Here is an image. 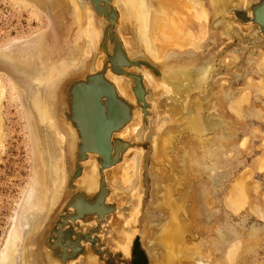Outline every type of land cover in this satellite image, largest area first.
Masks as SVG:
<instances>
[{
	"label": "rangeland",
	"instance_id": "1",
	"mask_svg": "<svg viewBox=\"0 0 264 264\" xmlns=\"http://www.w3.org/2000/svg\"><path fill=\"white\" fill-rule=\"evenodd\" d=\"M27 1L0 0V264H64L57 235L51 231L57 229L69 197L83 192L80 189L86 176L73 182L76 191L68 188L78 139L63 109H68L69 85L88 73L100 36L94 47L79 40L75 19L69 14L70 0L64 1L66 9L59 0L60 11L68 16L57 15L51 8L50 12L46 7L50 0H43V10L36 2ZM113 1L120 15L115 29L128 56L143 55L161 69L163 77L147 68L133 69L140 71L143 86L150 91V96L144 97L147 125L137 108L133 126L128 127L132 133L122 139L145 146H135L122 163L104 172L108 188L105 203L116 210L99 228L94 217L77 222L74 231L78 234L98 228L91 235L98 238L100 246L80 240L82 252L66 264H131L135 242L151 264L152 254L160 258L163 252L157 245L155 225L168 219L167 206L176 202L180 219L185 218L204 237L207 233L212 236L215 264H264V50L239 44L224 35L222 28L212 29L214 13L208 0H191L207 10L208 19L200 22L182 8L180 2L186 0H129L135 7L141 6L138 10L142 9L146 18L145 31H140L135 18L125 19L120 0ZM75 2L83 15V8H91L89 0ZM92 12L95 19L105 20ZM162 13L166 18L177 15L183 35L165 34V41L153 44L158 27L155 17ZM98 20L97 26H101ZM80 25L84 28L86 22L82 20ZM251 26L233 24L244 36ZM34 38L43 40L37 50L28 45L34 61L24 60L28 54L21 51L14 52V58L8 56L11 47L15 50L13 43L31 44ZM5 57L16 60L8 62ZM101 58L97 57V69ZM209 67L212 72L203 91L189 93L181 104L174 86L186 87L191 74L196 79ZM53 69L55 75L49 77ZM59 69L62 74H57ZM33 75L42 77L41 83ZM44 79L48 81L45 86ZM124 80L129 96L117 89L118 93L133 102L129 80ZM188 109L191 117L219 126L201 136L173 134L185 125L183 113ZM139 130L143 131L138 136ZM83 165L91 166L90 162ZM99 176L96 171V180ZM96 183L83 189L86 199L94 196ZM181 204L188 215L181 211ZM192 212L197 214L195 219L190 217ZM66 230L68 227L63 228ZM227 231L228 242L223 248ZM127 234H133V239L125 255L119 247ZM69 240L76 236L70 235ZM204 249L203 245L200 251Z\"/></svg>",
	"mask_w": 264,
	"mask_h": 264
},
{
	"label": "water",
	"instance_id": "2",
	"mask_svg": "<svg viewBox=\"0 0 264 264\" xmlns=\"http://www.w3.org/2000/svg\"><path fill=\"white\" fill-rule=\"evenodd\" d=\"M110 1L89 0L96 16L102 15L106 21L103 23L100 21V38L96 52L90 61L88 73L82 79L75 80L69 85L66 92L68 109H63L64 117L78 139L74 168L68 188L76 191L73 182L80 178L82 174L81 163L86 161L89 155H95L98 174L100 175L98 190L94 196L91 199H86L84 192L72 194L64 205V213L59 216L56 222L57 229L51 231V235H57L55 241L62 251L59 258L64 264L69 260H74L77 254L82 252L80 240L100 246L98 238L92 237L91 234L95 233L100 225L107 220L106 218L116 210L113 204L105 203L108 188L103 176L104 172L121 162L124 153L129 148L137 146L131 141L118 139L116 134L134 119L135 111L138 109L143 114V124L146 123L148 105L144 97L145 95L150 96V91L143 86L140 71L147 68L155 76L163 77L161 69L153 65L143 55L127 57L118 34L116 30L114 31L117 14L111 7L109 9ZM208 2L214 13L210 22L212 29L222 28L224 35L235 39L239 44L264 50V38L262 37L264 35V0H208ZM234 23L252 25L250 33L244 36L233 27ZM237 46L240 47V45ZM98 56H102L101 67L96 70L94 69V61L97 60ZM134 68L140 71L134 72ZM108 71L118 76H124L129 80L133 102L123 100L118 96L114 86L106 79ZM211 72L210 67L206 68L204 74L199 77L196 76V79L191 74L186 80L188 83L186 87L180 88L178 84L174 86L176 93L180 94L181 104L184 103L189 93L203 91L210 79ZM187 111V113H183L187 120L185 125L177 128L175 133L185 132L201 136L211 133L213 128L219 126L212 121H200L198 118L191 117L189 109ZM201 123H205V126L209 123L207 125L209 127L203 128ZM140 134L139 130L138 136ZM142 147L144 146L142 145ZM83 199L85 201H82ZM97 204L100 205V208L96 207ZM68 209H72V211H68ZM92 217L96 218L98 228L91 229L88 234L84 235L74 231V227L78 228L77 222H86ZM65 227H68V230L63 231ZM55 231L58 232L54 233ZM72 234L76 236V240H69ZM62 239L64 242L61 241ZM52 248L54 249V246ZM67 249L70 251L68 252Z\"/></svg>",
	"mask_w": 264,
	"mask_h": 264
},
{
	"label": "bare ground",
	"instance_id": "3",
	"mask_svg": "<svg viewBox=\"0 0 264 264\" xmlns=\"http://www.w3.org/2000/svg\"><path fill=\"white\" fill-rule=\"evenodd\" d=\"M33 1V2H32ZM63 2L64 1H68V0H62ZM61 1V2H62ZM137 1V0H136ZM27 2H29V3H33L34 4V2H36L35 3V5H37L41 10H43L44 9V1L43 0H29V1H27ZM45 2H47V0L45 1ZM114 1L113 0H111L110 1V6H109V9H110V7L112 8V9H114V11H115V13L117 14V22H116V24L114 25V31L116 30L115 28H116V25H117V23H118V21H119V14H118V12H117V10L115 9L116 8V5H114V3H113ZM119 2H121L120 4H122V8H121V10H122V13H123V16L125 17V19H131V17H133V18H135L137 21V23L139 24V27H140V31H145V30H147V29H145L146 27V18L144 17V14H143V11H142V9L140 10H138V8H141V6L140 7H135L134 5H132L131 4V1H129V0H120ZM119 2H118V4H119ZM133 2H135V0H133ZM132 2V3H133ZM65 3V2H64ZM70 3H71V6L70 7H72V10L70 9V16H72V17H74V19L75 20H73V22L75 23L76 22V24L74 25L75 26V28H76V36L79 38V40H83L84 42H86V44H87V47L88 46H90L91 44H92V47H94L93 46V43L94 42H96L97 41V39L99 38V36H100V33H101V26L99 25L100 23V21L98 20V19H95V15H94V13L92 12V10H91V8H89V7H86V8H83L84 10V15H83V13H82V11H81V9H80V7L77 5V3L75 2V0H70ZM69 3V4H70ZM181 3V6H182V8L185 10V11H187L188 13H190L192 16H194L195 18H197V20H199V22L201 21V20H207L208 19V17H207V10H206V8H205V6L204 5H201V4H195V3H193L191 0H186L184 3H182V2H180ZM48 4V3H47ZM46 4V7L48 8L49 7V10H50V8L52 9V10H54L55 12H56V14L57 15H65V14H63V11H60L62 8H61V6H60V1L59 0H50V2H49V6ZM63 4V3H62ZM134 4V3H133ZM135 4H137V3H135ZM138 5H140V3L138 4ZM85 6V5H84ZM114 6H115V8H114ZM137 6V5H136ZM64 7H65V9H66V7H68V4L66 5V3L64 4ZM181 8V9H182ZM118 9V8H117ZM135 9L138 11V13L137 12H135ZM47 10V9H46ZM162 11V10H161ZM50 12H52L51 10H50ZM163 12V11H162ZM53 13V12H52ZM134 13V14H133ZM161 13V12H160ZM187 14V13H186ZM48 16V15H47ZM49 16H51L50 15V13H49ZM65 16H68V14L67 15H65ZM175 16V17H174ZM99 17H103L102 15L101 16H99ZM181 17V16H180ZM49 18V17H48ZM69 18V17H68ZM156 18V21H157V24H158V27H157V35L156 36H153L152 37V42H153V44H155V43H160V41L161 40H163L164 39V41H165V39H167V36H166V38H165V34H170V33H173V34H175V35H177V34H180V32H182V26H181V24L179 23V21H178V18H177V15H175V14H173V15H171V17H169V18H166V16H165V13H162V14H157V16L155 17ZM50 20L52 19L51 17L49 18ZM70 19V18H69ZM104 19V18H103ZM49 20V21H50ZM82 20L83 21H85L86 22V26L83 28V26L81 27V25H80V22H82ZM97 20L99 21L98 23V25L99 26H97ZM129 21H131V20H129ZM72 22V21H71ZM72 22V23H73ZM103 22H105V20L103 21ZM102 22V23H103ZM73 23V24H74ZM136 23V24H137ZM50 24V23H49ZM54 23H53V21H52V25H53ZM70 24V23H69ZM52 25H51V27H52ZM248 25V24H247ZM72 27V26H71ZM71 27H67V29L68 28H70L71 29ZM100 27V28H99ZM120 27V26H119ZM202 27V26H201ZM53 28H54V26H53ZM52 28V29H53ZM79 28V30H77ZM127 28V27H126ZM51 29V32L50 33H52V31H54V30H52ZM128 29V28H127ZM139 30V29H138ZM56 31V30H55ZM129 31V30H128ZM66 32V31H65ZM117 32V31H116ZM125 32V31H124ZM139 32V31H138ZM45 33V32H44ZM43 33V34H44ZM54 33V32H53ZM147 32H145V34H146ZM190 33V32H189ZM242 33V32H241ZM42 34V35H43ZM118 34V33H117ZM139 34V33H138ZM137 34V35H138ZM155 34V33H154ZM41 35V36H42ZM48 35H49V33H48ZM82 35V36H81ZM181 35V34H180ZM182 35H183V32H182ZM45 36V35H44ZM81 36V37H80ZM139 36V38H140V35H138ZM190 36V35H189ZM192 36V35H191ZM38 37H39V35H38ZM46 37H47V33H46ZM43 38H45V37H42V39ZM48 38V37H47ZM118 38H119V36H118ZM176 38H178V36H176ZM35 39V38H34ZM144 39H145V37H144ZM161 39V40H160ZM169 39H170V37H169ZM190 39H191V37H190ZM119 40H120V42H121V44H122V47H123V49H124V51H125V48H124V46H123V43H122V41H121V39L119 38ZM141 40H142V38H141ZM146 40H147V37H146ZM25 41H27V40H25ZM56 41V40H55ZM41 42H43V40H41V38H38L37 40L35 39L34 41H33V43L31 42V44H24V42L22 43L21 41H20V43H22V44H20V43H18V41H17V45L15 46V44L16 43H13L12 45L15 47V50L14 51H11L12 49H14L13 47H11V46H9V47H11V49H9V48H6V51H8V49L10 50V51H8V56H10V55H12V56H10V57H13L14 58V52H22L23 54H28V56L26 55V56H24V60H28V61H34L35 59V55L32 53V52H28L27 50H29V48H28V45H30V46H32V45H34L32 48L33 49H36V47L39 45V46H41L40 45V43ZM45 42V41H44ZM47 42V41H46ZM145 42L146 41H144V45H145ZM162 42V41H161ZM26 43H28V41L26 42ZM44 44V43H43ZM85 44V43H84ZM165 44V43H164ZM60 45V44H59ZM65 45H67V44H65ZM161 45V44H160ZM181 45V44H180ZM188 45V44H187ZM38 46V47H39ZM43 46V45H42ZM96 46V45H95ZM178 47H179V45H178ZM27 48V49H26ZM45 48V47H44ZM31 49V48H30ZM33 49H31V51L33 50ZM40 49V48H39ZM147 49H148V47H147ZM182 49V48H181ZM37 50V49H36ZM35 50V51H36ZM26 51L28 52V53H26ZM151 51V50H150ZM20 52V53H21ZM34 52V51H33ZM29 53H31V55L33 54V56L31 57L30 55H29ZM37 54H38V52H37ZM125 54L127 55V57L129 58V56H128V54H127V52L125 51ZM17 56V55H16ZM5 59H7V61L9 62H12V63H14V61L16 60V58H15V60H13L12 58H9V57H5ZM23 60V59H22ZM16 63V62H15ZM67 63V62H66ZM62 65V64H61ZM97 60H95L94 61V69H96L97 70ZM58 70V69H57ZM143 70V69H142ZM203 69H201V70H198V72H200V71H202ZM56 70L55 69H53V73H51L50 75H49V77H54L52 74H54L55 75V72ZM62 72H63V69L61 70V69H59V71L57 72V74L58 73H61L62 74ZM197 72V73H198ZM110 72L108 71L107 73H106V79L114 86V88H115V90H116V92H117V94H118V96L120 97V98H122L120 95H119V93H118V90L121 92V94H123V95H125V96H129V92H128V89L126 88V82H125V80H124V76H123V78H121V77H118V76H115V75H109L108 76V74H109ZM142 75V74H141ZM195 74H193L192 76H194ZM200 75H201V73H200ZM34 76V79L35 80H37L38 79V81L40 82V80H41V78L42 77H40L39 75L38 76H36V75H33ZM57 76V75H56ZM55 76V77H56ZM59 76V75H58ZM146 77H148V72L146 73ZM142 78H143V75H142ZM53 79H55V78H53ZM52 79V80H53ZM127 79V78H126ZM195 79V78H194ZM45 80H46V82H48L47 81V79H44L43 80V84L45 83ZM150 81V80H149ZM196 81V80H195ZM51 82H53V81H51ZM51 82H49L48 84H52ZM41 83V82H40ZM130 83V82H129ZM11 84V83H10ZM45 84H47V83H45ZM45 84H44V86H45ZM116 86H115V85ZM205 84V83H204ZM53 85H55V84H53ZM53 85H52V87H53ZM0 86H1V84H0ZM13 86V85H12ZM47 86V85H46ZM45 88V87H44ZM47 88V87H46ZM13 89H14V86H13ZM53 89V88H52ZM118 89V90H117ZM2 95H3V87L1 88L0 87V100H1V98H2ZM123 99V98H122ZM123 100H125V99H123ZM127 101V100H126ZM42 110V109H41ZM135 113H136V111H135ZM135 117V116H134ZM134 120V119H133ZM133 120L130 122V123H128L120 132H118L117 134H116V136H117V138L118 139H122V137H125V136H129L131 133H132V131L130 130L131 128V126H133L132 125V122H133ZM0 121H1V119H0ZM1 124V123H0ZM202 124V126H203V128H205V127H209V126H207L209 123H207V125L205 126L204 125V123H201ZM147 125V122L144 124V126H146ZM1 127V126H0ZM130 129H129V128ZM202 128V127H201ZM133 129V128H132ZM214 130V128L211 130V131H213ZM131 131V132H130ZM143 130H140V133L142 132ZM173 134H175V130H174V132H173ZM130 137V136H129ZM123 140V139H122ZM143 144H140L139 146L141 147ZM139 146H137V147H139ZM143 146H145V144L143 145ZM132 149H134V148H129L125 153H124V155H123V157H122V160H121V162H119L117 165H119L120 163H122L123 161H124V159H125V156L127 155V153L130 151V150H132ZM162 152H163V150H161L160 149V153H159V155L161 156V154H162ZM138 154V153H137ZM140 155V154H139ZM89 163L90 162V167H86V166H84L83 164H85V163ZM137 162V161H136ZM136 162H135V164H136ZM55 165V164H54ZM117 165H115V166H117ZM53 166V165H52ZM114 166V167H115ZM81 167H82V174H81V176H80V178L82 177V178H85L84 176H86V180H84L85 182H84V184L82 185V189H80L81 191H83L84 193H86L83 189H85V188H90L91 186H93L94 185V183H96L98 180H96V171H97V174H98V166H97V163H96V161H95V155H89V157H88V159L86 160V161H84V162H82L81 163ZM56 168V167H55ZM113 168V167H112ZM134 172V171H133ZM134 174V173H133ZM129 176V175H128ZM40 178V177H39ZM88 184H90V185H88ZM96 185H97V183H96ZM97 190H98V185H97ZM88 191V190H87ZM87 194V193H86ZM82 201H85L84 199L82 200ZM174 203V202H173ZM176 204V205H175ZM178 203L176 202V203H174V204H169L167 207L169 208V210L170 211H168V214H169V217H168V219L167 220H163V221H161V223H159V224H156L155 226H158V227H156V229H155V233H159L158 234V236H157V245H159L160 246V248L162 249V256L159 258L156 254H152V258H151V264H215V248H214V242H213V239H212V236L211 235H208L207 236V234L205 235V237L203 236V235H201V233L200 232H196L197 231V229H195V228H193L191 225H190V222H188V221H186L185 220V218H183V219H180V217H179V215H180V211L178 210L179 209V204L177 205ZM105 205V204H104ZM178 206V209L177 210H175V207H177ZM96 207L97 208H100V205L99 204H97L96 205ZM180 208L182 209L181 211L182 212H184L183 214L184 215H188V213H187V211H185L184 210V208H183V205L181 204L180 205ZM166 210V209H165ZM134 213V212H133ZM190 217L192 218V219H195L196 217H197V214L195 213H190ZM174 218V219H173ZM193 222H194V220H192ZM154 233V234H155ZM126 234V233H125ZM229 236V233H228V231H227V233L225 234V236H224V239H223V241L224 240H226V238ZM201 237L203 238V239H201ZM16 238V237H15ZM122 239V238H121ZM132 239H133V234H127L126 235V237H125V239L122 241V243L120 244V247H119V249H121L124 253H125V255H128V253H129V249H130V244H131V241H132ZM204 239H206V241H204ZM195 240L197 241V240H199V241H201V243H200V245H199V243L197 244L196 242H195ZM17 241H18V239H17ZM227 240L226 241H224L223 243H222V246H223V248H224V246H226V244H227ZM12 243V242H11ZM15 243V242H14ZM204 243V244H203ZM13 245V244H12ZM12 245H10V246H12ZM203 245L205 246V249L204 250H202V251H200L201 250V248L203 247ZM14 247V246H13ZM76 260V259H75ZM73 262V261H72ZM88 263H91V261L90 262H88Z\"/></svg>",
	"mask_w": 264,
	"mask_h": 264
},
{
	"label": "flooded vegetation",
	"instance_id": "4",
	"mask_svg": "<svg viewBox=\"0 0 264 264\" xmlns=\"http://www.w3.org/2000/svg\"><path fill=\"white\" fill-rule=\"evenodd\" d=\"M131 256H132L131 264H143L142 259L139 255V252L135 251L134 246H133V249L131 251ZM146 264H147V260H146Z\"/></svg>",
	"mask_w": 264,
	"mask_h": 264
},
{
	"label": "trees",
	"instance_id": "5",
	"mask_svg": "<svg viewBox=\"0 0 264 264\" xmlns=\"http://www.w3.org/2000/svg\"><path fill=\"white\" fill-rule=\"evenodd\" d=\"M134 248H135V251L139 252V255H140L141 259H142L143 264H146L145 255H144L143 251L139 248L137 242H135Z\"/></svg>",
	"mask_w": 264,
	"mask_h": 264
}]
</instances>
